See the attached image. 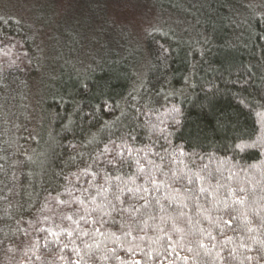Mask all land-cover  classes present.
<instances>
[{
    "label": "trees",
    "instance_id": "trees-1",
    "mask_svg": "<svg viewBox=\"0 0 264 264\" xmlns=\"http://www.w3.org/2000/svg\"><path fill=\"white\" fill-rule=\"evenodd\" d=\"M150 1L164 17L148 30L144 43L125 35L84 71L61 68L41 95L45 116L41 113L35 131L16 123L24 107L26 114L30 83L41 67L38 48L27 24L0 18V264H69L75 259L71 246L60 250L68 243L66 234L57 244L55 236L40 229L74 227L61 217L83 214V209L58 204L55 197L69 200V186L87 188L85 181L93 177L77 180L72 174L92 164L105 145L111 148L110 141L119 143L129 135L136 137L129 141L134 148L144 149L137 155L146 167L151 166L145 156L162 164L167 177L156 173L157 179L175 172L177 178L168 181L172 188L198 189L193 173H212L205 186L219 180L225 187L215 195L199 194L186 201L187 207L169 206L162 187L158 195L164 211L142 209L145 215L137 217L155 219H147L132 236L116 228L119 239L96 236L100 245L93 244L86 264H264L259 242L264 241V149L235 147L264 137V0ZM202 6L206 16L200 14ZM173 107L178 114L170 115ZM124 171L135 172V166ZM95 183H104L102 173ZM229 186L248 190L246 206L232 204ZM245 211L251 224L241 216ZM169 216L182 231L173 230ZM233 217L230 228L225 221ZM131 219L123 214L125 223Z\"/></svg>",
    "mask_w": 264,
    "mask_h": 264
},
{
    "label": "snow or ice",
    "instance_id": "snow-or-ice-1",
    "mask_svg": "<svg viewBox=\"0 0 264 264\" xmlns=\"http://www.w3.org/2000/svg\"><path fill=\"white\" fill-rule=\"evenodd\" d=\"M172 113L178 114L179 109L173 107V109L170 110V115ZM179 122V120H176L177 124ZM152 127L155 128V125ZM135 139V136L129 135L127 137H120L119 143L116 141H110V144L112 145L111 148L109 145H105L103 150L99 151L95 156L92 164L81 169L79 173L72 174L77 177V180H79L81 175L85 177H93V179L85 181L88 187L79 189L69 186L66 188L65 194L70 197L69 200L60 199L59 194L55 197L58 204L69 206L71 204H79L83 209V214H80L79 212H70L66 215H62L61 219L70 221V224L74 225V227L64 228L60 225H55V228L58 229V231H54L52 228L40 229L41 231H47L49 235L55 236L57 238V244L60 243L59 236L61 234H66L68 237V243H64L60 250L63 252L71 246L70 250L76 257L75 259L69 260V264H86L85 256H89L90 258L93 244H95L97 248L100 245V242L95 240L96 236H112L119 239L120 237L116 235V231H119L123 236H132L133 231L138 226L147 224V219H155V217L151 215H148L147 219H141L140 217L145 215L141 210L152 209L155 206L161 211H164L165 205L162 202L161 197L158 195L162 187L167 190L163 195V201H167L169 206L180 204L182 207H187L188 205L186 201L197 199L199 194L207 193L215 195V192L218 189L225 187V185L220 183L219 180L215 186L211 185L210 182L205 186V182L210 181L212 173H208L207 176L201 175L200 173H193L195 181L200 185L198 189H192L189 187L184 189V191H181L179 187L172 188L168 181L169 179L177 178L175 172L172 177H168L167 179H157L156 173H160L166 177L167 173L164 172L162 164H155V162L148 159L147 156H145L144 159H146L147 165H150L151 167H146V165L141 162V158L137 153L144 151V149L134 148L133 145L129 143V141H134ZM235 147L241 150L255 147H261L264 149V137L258 138V140L252 141L251 143L245 142L237 144ZM181 154L183 155V153ZM106 155L111 158L105 159ZM156 155L159 154L157 153ZM160 159L163 161L164 158L160 157ZM101 164L105 165V167H100ZM109 166L112 171L109 170ZM132 166H135V172L124 171L125 168L130 169ZM249 167H255V165H250ZM93 169H95V171H93ZM101 173L103 174L104 183L96 184L95 178ZM193 176L187 177V183L189 185H192L194 182ZM138 178L142 179L138 182ZM231 178V176L228 177L229 180H231ZM77 191L82 192V195H73V193ZM227 196L232 198L233 205H247L248 190L243 186L239 188L229 186L227 189ZM261 199H264V197ZM128 200L135 201L136 204H139V207H136V204L126 206V201ZM228 206L229 205L225 204L226 208ZM124 213H130L132 216V219L127 223L123 220ZM137 213L140 214V217H137ZM74 215L77 218L74 219ZM178 215L182 217L185 213L180 211ZM241 216L246 224L252 223L248 218L247 211L241 213ZM161 219H163V217ZM168 219L173 220L172 228L174 231H182V229L176 226L174 217L169 216ZM235 219L236 217H233L232 219L225 221V224L231 228L232 221ZM82 224L87 225L88 227H82ZM261 227H264V217L261 218ZM113 228H116V231H113ZM161 231H163V229H161ZM247 231L251 233L254 229L248 227ZM209 235L211 234L209 233ZM133 238L135 239V237ZM211 238L213 240L216 239L215 236H212ZM140 239H143V237H140ZM241 239H243V237H241ZM251 239L254 242H257L255 236L251 237ZM89 241L92 242L90 243ZM259 242L264 244V241ZM81 245L83 247H81ZM200 246L204 247L203 244ZM240 247H245V245L242 243ZM111 251L114 253L115 249H112ZM37 259H39V257H37ZM101 259H108V257L103 256ZM116 259H119V257H116ZM247 259L252 260L254 258L249 256ZM136 264H141V262L137 261Z\"/></svg>",
    "mask_w": 264,
    "mask_h": 264
},
{
    "label": "rangeland",
    "instance_id": "rangeland-1",
    "mask_svg": "<svg viewBox=\"0 0 264 264\" xmlns=\"http://www.w3.org/2000/svg\"><path fill=\"white\" fill-rule=\"evenodd\" d=\"M203 6L200 14L206 16ZM158 7L150 0H0V18L13 17L27 24L40 55L41 67L30 83L26 114L24 107L23 119L20 115L16 125L22 124L24 131L39 129L41 113L45 116L39 105L41 95L44 98L43 92L61 68L84 71L125 35L143 44L148 30L164 17Z\"/></svg>",
    "mask_w": 264,
    "mask_h": 264
},
{
    "label": "bare ground",
    "instance_id": "bare-ground-1",
    "mask_svg": "<svg viewBox=\"0 0 264 264\" xmlns=\"http://www.w3.org/2000/svg\"><path fill=\"white\" fill-rule=\"evenodd\" d=\"M213 240V239H212Z\"/></svg>",
    "mask_w": 264,
    "mask_h": 264
}]
</instances>
